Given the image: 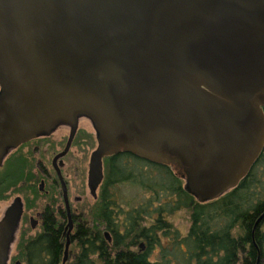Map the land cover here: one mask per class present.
<instances>
[{"label":"water","instance_id":"1","mask_svg":"<svg viewBox=\"0 0 264 264\" xmlns=\"http://www.w3.org/2000/svg\"><path fill=\"white\" fill-rule=\"evenodd\" d=\"M2 108L0 165L63 123L67 152L81 115L97 133L94 188L124 150L185 163L190 194L215 200L264 151V0H0ZM21 213L16 199L0 222V264Z\"/></svg>","mask_w":264,"mask_h":264},{"label":"flooded vegetation","instance_id":"2","mask_svg":"<svg viewBox=\"0 0 264 264\" xmlns=\"http://www.w3.org/2000/svg\"><path fill=\"white\" fill-rule=\"evenodd\" d=\"M0 115L6 117V122L0 125L6 124V126H2L4 128L10 125L11 110L2 108ZM84 118L92 124L87 117L78 116V130L67 152L65 151L70 142L72 129L69 124L63 123L49 135L42 134L15 147H9L8 152L4 156L1 155L0 176L5 175V177H0V200L12 196V202L0 216V222L5 218L7 210L16 199H20L22 206V213L13 233L7 264H32V246L36 243V236L38 235L35 232L41 225L43 228L38 240L41 242V254L45 252L43 243L49 246L47 249H50L51 243L55 242L54 252L48 253L47 257L41 256L46 264H112V259L116 260V264H140L141 261L144 264H156L150 260L156 250L151 251L149 257L143 258V254L150 250V245L140 240V236H142L140 232L141 223L144 218L139 216L141 219L138 221L137 215L133 214L134 219L129 214L126 215V211L117 201L118 193L115 188L118 189V185L121 184L117 176L121 170H124L128 173H138L141 178V173L142 175L143 173L153 174L157 173L159 168H164L182 179L184 183L181 186L190 195L185 173L188 166L184 163L182 170L175 165L151 161L137 156L133 152L120 150L114 155L103 157L102 180L94 188L90 182V164L92 155L98 148V141L97 133L92 124L97 146L90 153L87 183H82L79 186L78 172L68 174L66 169L67 157L70 155L78 134L80 120ZM63 127L69 129V136L62 150H54L56 149V144L52 142L54 133ZM45 141L48 143V148L53 151L50 161L44 157V159L38 160L36 165L31 164L26 157L31 156V154L24 155V152H29L30 149H39L38 143L42 144ZM46 152H48L47 149ZM63 153L65 154L62 157H58ZM133 163L139 165H132ZM140 166L147 171L139 168ZM37 179L40 184L36 192L33 183ZM87 190L92 201L86 197ZM26 192L32 194L34 205L28 204ZM152 192H150V202H146L150 214L156 210V205L152 200L155 199ZM84 214L91 226L81 228L80 217ZM147 217L151 218L150 216ZM131 220L134 222L131 223ZM49 222L52 224L51 234L48 233ZM26 223L29 226L22 231L21 237L18 239V233L22 225ZM133 226L135 231L132 229ZM77 227V234L73 233ZM143 229L145 230V227ZM1 230L0 228V234ZM127 231L132 232V234L128 235ZM120 236L126 238L125 240L128 242L122 245L114 241L116 237ZM75 243L79 248V252L76 253L73 251Z\"/></svg>","mask_w":264,"mask_h":264},{"label":"rangeland","instance_id":"3","mask_svg":"<svg viewBox=\"0 0 264 264\" xmlns=\"http://www.w3.org/2000/svg\"><path fill=\"white\" fill-rule=\"evenodd\" d=\"M68 136L67 127L58 129L52 140L56 144L54 150H62ZM38 145H40L39 149L24 152V155L31 154L26 157L31 164L34 163L33 165L44 157L50 161L52 156L53 151L48 148L46 141ZM96 146L92 124L85 118L81 119L74 145L67 157L66 169L68 174L78 172L79 186L87 183L90 153ZM132 165L139 164L133 163ZM143 175L141 173L140 178L138 173L121 170L117 176L121 184L118 185V189L115 188L118 193L117 201L126 211V215L129 214L131 217L137 215L138 221L141 217L144 218L141 223L140 240L150 245V250L143 254V258L149 257L150 252L156 250L150 258L156 264H234L236 259L237 264H261L263 262L264 163L259 166L256 164L250 176L238 187L207 202H199L195 196L186 193L181 186L184 183L182 179L164 168H159L157 173H143ZM0 177H5V175ZM33 184L37 192L39 180L37 179ZM151 191L154 192L152 194L155 199L152 200L156 205V210L150 214L146 202H150ZM25 196L28 204H33L32 194L26 192ZM86 197L92 201L88 190ZM11 202L12 196L0 200V216ZM80 219L81 228L91 226L85 214ZM133 222L134 220H131V223ZM51 225L49 222L48 233L52 230ZM28 226V223L22 225L18 239ZM41 226L35 232L38 235L36 243L32 246V264H46L41 256L47 257L48 253L54 252L55 242L51 243L50 249H47L49 246L43 243L45 252L41 254V242H38L43 228ZM77 229L78 227L73 233L77 234ZM132 229L134 230V226ZM131 234L132 232L128 235ZM125 239L120 236L114 241L123 245L128 242ZM73 248L74 253L79 252L77 243ZM111 262L116 264V260L112 259ZM140 264H144L143 261Z\"/></svg>","mask_w":264,"mask_h":264},{"label":"trees","instance_id":"4","mask_svg":"<svg viewBox=\"0 0 264 264\" xmlns=\"http://www.w3.org/2000/svg\"><path fill=\"white\" fill-rule=\"evenodd\" d=\"M261 163H264V151H263V153H262V155H261L259 161H258L256 164H257V166H259ZM250 174H251V173H250ZM249 176H250V175H249ZM245 180H246V179H245ZM242 182H243V181H242ZM138 259L141 260L140 258H138ZM234 264H237V259H236V261H235ZM261 264H264V259H263V262H262Z\"/></svg>","mask_w":264,"mask_h":264}]
</instances>
